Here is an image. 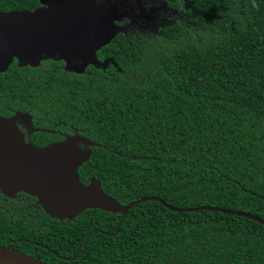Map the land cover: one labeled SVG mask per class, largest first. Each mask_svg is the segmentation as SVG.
Returning a JSON list of instances; mask_svg holds the SVG:
<instances>
[{"label":"trees","instance_id":"obj_1","mask_svg":"<svg viewBox=\"0 0 264 264\" xmlns=\"http://www.w3.org/2000/svg\"><path fill=\"white\" fill-rule=\"evenodd\" d=\"M158 33H119L99 57L118 67L69 73L45 61L0 74V114L29 111L40 146L78 129L96 142L85 183L126 206L159 197L264 219V0H162ZM38 0H0V12ZM27 100V104H26ZM0 192V245L49 264H264V225L160 201L127 216L49 217Z\"/></svg>","mask_w":264,"mask_h":264},{"label":"water","instance_id":"obj_2","mask_svg":"<svg viewBox=\"0 0 264 264\" xmlns=\"http://www.w3.org/2000/svg\"><path fill=\"white\" fill-rule=\"evenodd\" d=\"M38 1L40 6L32 11L0 12V74L6 73L15 60L22 66L37 67L44 60L64 59L67 70L76 73L81 71L72 66L75 61L83 67H107V62L96 59L97 52L124 31L116 22L129 17L128 11H120L113 0ZM152 15L153 12L148 17ZM17 120L30 121L31 116L23 112L9 118L0 116V191L8 198H15L19 192L37 197L44 212L53 219L74 220L88 210L125 218L138 204L160 201L180 213L215 211L264 225V219L248 212L211 206L180 209L159 197H144L124 206L104 192L99 180L92 179L87 185L81 181L79 169L91 159L96 142L76 131L62 142L36 148L24 143ZM0 264L48 263L8 244L0 245Z\"/></svg>","mask_w":264,"mask_h":264},{"label":"flooded vegetation","instance_id":"obj_3","mask_svg":"<svg viewBox=\"0 0 264 264\" xmlns=\"http://www.w3.org/2000/svg\"><path fill=\"white\" fill-rule=\"evenodd\" d=\"M101 2L102 3H105V0H101ZM116 2L119 4V7L122 10H124V12L128 11L129 18H131V19L125 18L122 22H125V21L129 20L128 23L130 24V22H132V24H133V26L130 25V27L135 28V30H139L140 28L148 29L150 32H152V33H150V35H151V34H154V33H158L159 32V29L162 27L163 24L166 25L169 22H172L171 17H172V12L173 11H171L170 9H168L166 7V5L163 3L162 0H161V2H157V0H140V3L138 2V0H116ZM140 5H142V9L143 10H141ZM162 6H165V7H162ZM127 8H129V10ZM156 9H160V10L155 11ZM152 12H153V15L150 16V17H148ZM124 32L126 33L125 35L130 34L128 31H125L124 30ZM103 48H101L97 52L96 59L98 61H100L101 63L107 62V67H104V66H94V65H89L88 67H83L82 66V63L80 61H75L72 66L73 67L75 66L78 70L81 71L80 73H76L74 71L67 70V62H66V60H64V59L59 60L58 58L44 60L37 67H39L40 65H42L45 61H54L55 63L63 64V67H61V68H63L65 71H67L69 73H75V74H78V75H84V74L91 75V74H93L92 73V70H103V71H107L111 66L118 67L117 64H115V61H113L111 58H103V59H101L99 57V53L102 51ZM14 63H16L20 67H25V68L31 67V66H22V65H19L16 60H15ZM37 67H32V68H37ZM27 103L28 102L26 100V104ZM18 112H23V113L29 114L31 116V120L30 121L28 120V121L23 122L21 120H17L16 123H17L18 128L24 134V140H23L24 143L25 144H32L36 148H44L47 145H50L52 143L62 142V141H64L66 139V137L68 135H73V134L76 133V131L79 132L78 129H75V131H73V133L63 134V136H62V138L60 140H53L52 142H48L44 146H40L36 142L33 141V134L36 133V132L46 131V130L43 129V128L38 127L37 125H39V124L36 125L35 120H33L34 119V115L33 114H31L27 110L26 111H23V110H16V109L10 110L9 109V110H6V112L4 114H0V116L9 118V117L14 116ZM80 146L82 148H84V149H87L83 145H80ZM92 150H93V148H92ZM92 179H96V178H90L89 180H87L86 183L84 181H82V179H81V181L85 185H87ZM27 197L28 198H33L34 199L33 200L34 201V204L33 205L35 207H38V208L42 209V207L38 203V198L35 197V196H32L30 194H27L25 192H19V193H17V195H16L15 198H8V197H5V198L10 199L12 201H23L24 199H27ZM62 221H64V220H62ZM68 221H73V220H68Z\"/></svg>","mask_w":264,"mask_h":264},{"label":"rangeland","instance_id":"obj_4","mask_svg":"<svg viewBox=\"0 0 264 264\" xmlns=\"http://www.w3.org/2000/svg\"><path fill=\"white\" fill-rule=\"evenodd\" d=\"M113 1H115L116 2V0H113ZM157 2H161V0H157ZM118 4V3H117ZM119 5V4H118ZM120 8V7H119ZM125 9V8H124ZM128 10H129V8H127ZM120 11H123L124 12V10H122L121 8H120ZM125 18H129V17H125ZM125 18H123V20L125 19ZM129 19H131V18H129ZM122 20V21H123ZM122 21H120V22H116V25L118 26V27H121L123 30H125V31H128L130 34H139V33H141V34H143V35H145V36H149L150 35V33H152V32H150L148 29H144V28H140L139 30H135V28H132V27H130V25H132L133 26V24H132V22H130V24L128 23L129 22V20H127V21H125V22H122ZM122 22V23H121ZM124 32V31H123ZM125 33V32H124ZM126 34V33H125ZM129 35V34H128Z\"/></svg>","mask_w":264,"mask_h":264}]
</instances>
